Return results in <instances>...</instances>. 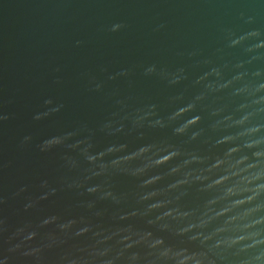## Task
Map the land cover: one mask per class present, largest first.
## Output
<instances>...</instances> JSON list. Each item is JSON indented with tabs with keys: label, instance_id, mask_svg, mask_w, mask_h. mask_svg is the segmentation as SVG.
Returning a JSON list of instances; mask_svg holds the SVG:
<instances>
[{
	"label": "water",
	"instance_id": "1",
	"mask_svg": "<svg viewBox=\"0 0 264 264\" xmlns=\"http://www.w3.org/2000/svg\"><path fill=\"white\" fill-rule=\"evenodd\" d=\"M0 264H264V0H0Z\"/></svg>",
	"mask_w": 264,
	"mask_h": 264
}]
</instances>
